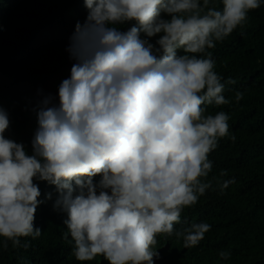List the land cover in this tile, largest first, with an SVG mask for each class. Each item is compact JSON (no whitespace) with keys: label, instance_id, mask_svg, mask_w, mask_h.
<instances>
[{"label":"clouds","instance_id":"1","mask_svg":"<svg viewBox=\"0 0 264 264\" xmlns=\"http://www.w3.org/2000/svg\"><path fill=\"white\" fill-rule=\"evenodd\" d=\"M262 3L84 0L86 19L66 49L70 76L56 96L42 95L31 153L5 137L0 107V249L27 250L21 238L41 236L37 180L55 186L53 209L66 214L62 238L77 261L154 264L159 235L196 247L211 225L182 221L184 209L236 183L227 170L210 178V153L236 139L228 113L208 112L229 104L226 86L236 84L215 71L211 50Z\"/></svg>","mask_w":264,"mask_h":264},{"label":"trees","instance_id":"2","mask_svg":"<svg viewBox=\"0 0 264 264\" xmlns=\"http://www.w3.org/2000/svg\"><path fill=\"white\" fill-rule=\"evenodd\" d=\"M87 12L84 0H0V107L10 120L4 135L22 142L29 153L39 101L44 94L56 96L61 81L70 76L74 61L66 49L75 24L83 23ZM211 51L215 71L236 84L224 92L231 102L208 106V112L228 113L230 134L236 139L222 138L210 153V178L227 170L223 178L234 177L236 183L223 192L214 185L215 190L185 208L182 221L206 222L210 231L193 248H184L174 236H157L154 264H264V3L249 12L242 30ZM236 90L244 93L239 102ZM35 182L38 199L45 201L34 221L42 234L21 238L30 244L27 250L13 249L9 242L8 249H0V264H108L102 256L81 262L71 255V246L62 238L66 214L53 209L55 186ZM47 193L52 199H45ZM220 250L230 251V259L221 260Z\"/></svg>","mask_w":264,"mask_h":264}]
</instances>
